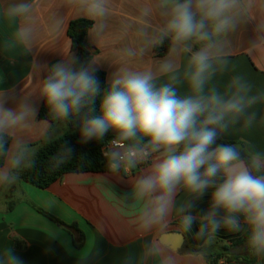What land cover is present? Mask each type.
Wrapping results in <instances>:
<instances>
[{
  "label": "clouds",
  "instance_id": "clouds-1",
  "mask_svg": "<svg viewBox=\"0 0 264 264\" xmlns=\"http://www.w3.org/2000/svg\"><path fill=\"white\" fill-rule=\"evenodd\" d=\"M87 16L103 31L109 15V0H78ZM250 0H157L154 6L141 11L139 35L143 46L127 49L129 61L143 56L152 47L170 41L171 53L186 54L182 79L188 92L180 95L181 81L174 55L160 61L156 70L146 66L135 68L125 64L113 72L102 89L98 73L101 65L95 60L81 61L74 54L50 66L37 61L38 80L32 91L9 107L17 96V87L5 89L0 76V155L4 154L5 135L35 119L38 108L30 102L35 95L54 116L66 119L83 114L80 129L82 142L101 141L109 131L116 134L113 149L107 154L109 169H135L151 156V168L140 174L134 185L140 197H147L141 216L146 230L163 225L173 207L178 190L201 199L209 189L210 210L205 216V230L215 233L221 226L240 231V217L248 228V247L253 254H264V156L250 152L247 160L237 144L218 143L220 133L244 117L250 126L255 113L247 109L264 99L249 95L250 86L235 77L226 93L207 87L209 81L226 63L225 38L242 22ZM32 5L18 3L8 8L9 17L30 19ZM158 15L161 23L153 26L149 17ZM152 31L149 33L148 29ZM33 29L25 26L16 33L20 44L28 45ZM30 50V49H29ZM161 76L168 82L157 85ZM100 97L99 111L96 98ZM72 149L64 146V154ZM26 149L18 147L9 156V168L24 162ZM15 179L7 169L0 170V180ZM194 203L181 206V228L187 232L195 217L190 210ZM223 216L217 219L218 213ZM161 251L154 244L150 252ZM11 264H20L10 257ZM163 264H175L168 256Z\"/></svg>",
  "mask_w": 264,
  "mask_h": 264
},
{
  "label": "crops",
  "instance_id": "crops-1",
  "mask_svg": "<svg viewBox=\"0 0 264 264\" xmlns=\"http://www.w3.org/2000/svg\"><path fill=\"white\" fill-rule=\"evenodd\" d=\"M18 3L32 5L30 19L9 17L8 8ZM156 3L157 0H109V15L100 31L78 0H0V76L5 89L17 87V96L8 106L14 107L16 100L32 91L39 78L37 61L50 66L72 54L81 61L99 63L101 71L106 73V86L112 73L125 64L141 69L150 66L156 70L160 61L174 55L181 76L176 86L180 95L187 94V85L182 79L187 55L171 53L170 41L169 50L164 54L152 47L132 61L125 55L127 49L139 50L143 46L139 35L141 11ZM77 19L93 22L84 40V54L73 48L68 35L70 22ZM147 19L153 26L161 23L158 15ZM25 26L33 29L28 45L20 44L15 38ZM148 31L151 33L152 29ZM225 52L226 63L222 69L218 68L207 87H215L223 94L233 78L240 77L250 86L249 95L264 96V0H250L242 22L225 38ZM166 82L167 76L156 81L157 85ZM30 102L38 108V113L35 119L26 121L24 127L9 130L7 134L12 142L5 163L0 167V170L7 169L10 177H15L0 180V264H11V256L17 257L20 264H163L168 256L175 258V264H209L210 253L219 252L230 245L232 239L248 231L240 217V231L221 226L215 233L206 229L200 234L201 226L208 223L205 216L210 210L211 189L198 200L178 190L166 222L146 230L141 216L148 198L137 195L134 185L140 174L151 168L155 157L129 171L68 173L45 189L21 180L9 168L10 154L18 147L26 149L21 168L33 160L46 141L63 135L68 129L63 119L48 121L39 117L42 101L35 95ZM253 112L255 120L250 126L245 127L244 117H241L221 135L228 141H243L249 153L264 156V99L247 109L246 115ZM24 197L66 224H76L82 234L58 225L24 201ZM10 200L17 204L7 211ZM188 202L195 207L184 214L193 215L195 222L191 230L185 232L180 226L183 214L179 209ZM222 216L223 212L218 213L217 219ZM173 231L185 236L178 250L160 241L163 234ZM154 244L159 245V253L150 252ZM242 250L243 253H237L243 255L239 259L221 258L218 264H264V254L258 255L253 263L245 262V249Z\"/></svg>",
  "mask_w": 264,
  "mask_h": 264
},
{
  "label": "trees",
  "instance_id": "trees-1",
  "mask_svg": "<svg viewBox=\"0 0 264 264\" xmlns=\"http://www.w3.org/2000/svg\"><path fill=\"white\" fill-rule=\"evenodd\" d=\"M92 20L77 19L70 22L68 26V35L72 40V46L80 53H85L84 40L88 30L92 27ZM159 54H164L169 50V41L165 40L162 46L156 47ZM101 81L102 89L106 87V73L101 71L98 73ZM100 97L96 98V109L99 111ZM39 117L48 121H55L61 118L54 116L50 113L43 102L40 107ZM83 114L76 115L71 114L68 118L63 119L67 124V131L54 139L46 141L38 150L35 157L31 162L19 169H13L12 172L16 173L19 178L25 182L31 183L39 188L45 189L52 185L54 182L61 180L68 173H80V172H104L110 171L108 166L107 154L105 153L106 145L113 139L115 134L111 131L101 141H88L82 142L80 136V129L83 124ZM12 137L9 134L5 135V147L4 154L0 155V167L5 163ZM218 143L224 144H237L241 148L242 156L247 160L249 151L247 150L246 143L243 141H228L225 140L221 133L218 139ZM67 145L72 149L70 155L64 154V146ZM24 201L29 203L38 212L42 213L46 217L58 225L68 229L81 231L77 228L76 224L68 225L53 214L42 209L30 199L24 197ZM17 201H8L7 211H11ZM248 231L243 236L232 239L230 245L222 247L219 252L210 253L208 255L209 264H218L221 258L227 260L239 259L242 254H234L233 251L236 248L245 249L246 256L243 260L248 263H253L258 255L253 254L252 250L248 247Z\"/></svg>",
  "mask_w": 264,
  "mask_h": 264
},
{
  "label": "water",
  "instance_id": "water-1",
  "mask_svg": "<svg viewBox=\"0 0 264 264\" xmlns=\"http://www.w3.org/2000/svg\"><path fill=\"white\" fill-rule=\"evenodd\" d=\"M161 243L170 247L173 250H178L185 241V236L181 232H170L162 235L160 239ZM242 248H236L233 253H240Z\"/></svg>",
  "mask_w": 264,
  "mask_h": 264
},
{
  "label": "built area",
  "instance_id": "built-area-1",
  "mask_svg": "<svg viewBox=\"0 0 264 264\" xmlns=\"http://www.w3.org/2000/svg\"><path fill=\"white\" fill-rule=\"evenodd\" d=\"M115 142V139L111 140L105 147V153L108 154L113 149V144ZM155 156H151L148 159L141 162L139 165H145L149 162H151L154 159Z\"/></svg>",
  "mask_w": 264,
  "mask_h": 264
},
{
  "label": "rangeland",
  "instance_id": "rangeland-1",
  "mask_svg": "<svg viewBox=\"0 0 264 264\" xmlns=\"http://www.w3.org/2000/svg\"><path fill=\"white\" fill-rule=\"evenodd\" d=\"M241 252L243 253V252H244V250H242ZM241 252H240V253H241Z\"/></svg>",
  "mask_w": 264,
  "mask_h": 264
}]
</instances>
